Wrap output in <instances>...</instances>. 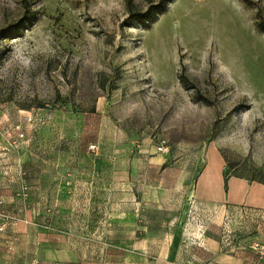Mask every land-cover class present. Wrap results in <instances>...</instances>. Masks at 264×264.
<instances>
[{"label":"rangeland","instance_id":"1","mask_svg":"<svg viewBox=\"0 0 264 264\" xmlns=\"http://www.w3.org/2000/svg\"><path fill=\"white\" fill-rule=\"evenodd\" d=\"M160 1L0 0V233L26 237L23 264L264 243V0H174L125 25Z\"/></svg>","mask_w":264,"mask_h":264},{"label":"crops","instance_id":"2","mask_svg":"<svg viewBox=\"0 0 264 264\" xmlns=\"http://www.w3.org/2000/svg\"><path fill=\"white\" fill-rule=\"evenodd\" d=\"M238 187L240 189L239 192L237 190L235 191V188L230 189L229 187L228 194L229 197L233 195L235 198V192L239 193V197H241L242 200H239V202L235 201L241 204L244 200H248V193L253 191V188L246 180H239ZM257 196H259L260 201L264 200V197L260 195ZM259 207L264 209V204H260ZM11 231V228H9L5 233H0V264H4L3 261H6L7 264L26 263L29 258L27 253H24L22 250L24 244L23 240L25 241L26 237L23 235H15ZM180 241L179 237L178 240H176V242H178V249L174 252V258H179L182 264H264V261L260 260L258 256L248 248L235 247L234 249H225V246H222L220 242L211 238H205L203 244L204 249L198 256L190 258L179 250Z\"/></svg>","mask_w":264,"mask_h":264},{"label":"trees","instance_id":"3","mask_svg":"<svg viewBox=\"0 0 264 264\" xmlns=\"http://www.w3.org/2000/svg\"><path fill=\"white\" fill-rule=\"evenodd\" d=\"M174 0H163L156 4H151L145 11H133L129 13L128 18L125 20V25H138L145 29H149L152 24L157 21V18L164 14L168 8V5L171 4ZM246 4L252 5L250 0H243ZM25 22L29 23L30 26L34 23V16H26ZM24 25V24H23ZM25 27V26H23ZM22 26H17L14 34H20L23 31ZM259 30L264 32V22L259 23ZM22 29V30H21ZM181 83L185 84L186 79L183 75L180 76ZM225 191L228 192V177L225 178Z\"/></svg>","mask_w":264,"mask_h":264},{"label":"built area","instance_id":"4","mask_svg":"<svg viewBox=\"0 0 264 264\" xmlns=\"http://www.w3.org/2000/svg\"><path fill=\"white\" fill-rule=\"evenodd\" d=\"M160 152H163L164 149H159ZM6 226L5 224L0 228V232H3L5 230ZM250 249L255 252L258 256V258L262 261H264V243L260 241H253L252 244L249 246Z\"/></svg>","mask_w":264,"mask_h":264}]
</instances>
